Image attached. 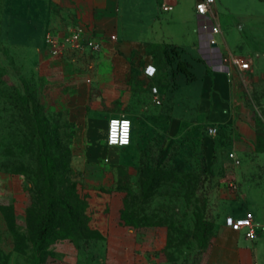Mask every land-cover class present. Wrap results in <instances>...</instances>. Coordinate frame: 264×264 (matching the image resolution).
Masks as SVG:
<instances>
[{"label": "crops", "instance_id": "crops-1", "mask_svg": "<svg viewBox=\"0 0 264 264\" xmlns=\"http://www.w3.org/2000/svg\"><path fill=\"white\" fill-rule=\"evenodd\" d=\"M198 1L3 0L1 35L7 43L40 49L49 33L64 35L83 27L90 44L82 50L81 63L88 67L80 75L70 113L78 134L86 133L89 140L95 119L107 126L111 117L126 116L136 126L129 161L152 162L145 157L157 156L156 161L184 169L199 167L202 149L208 147L210 164L236 182L233 193L218 191L226 202L210 260L264 264V150L257 148L255 112L244 103L245 71L221 58L238 54L250 67L264 66V0H216L210 11L218 27L213 42H201ZM162 4L170 9L163 10ZM208 51L213 52L211 62ZM179 59L190 63L194 79L176 71ZM149 66L155 68L153 75L146 72ZM212 127L218 131L210 133ZM202 130L208 135L204 141ZM95 145L89 141L88 163L100 159ZM95 201L93 226L101 237L90 239L88 252L59 247L61 257L49 264H146L142 238L152 239L153 232L141 238L122 222L123 194L102 193ZM234 203L244 209L237 218L254 214L255 239L245 232L243 239L242 232L225 224Z\"/></svg>", "mask_w": 264, "mask_h": 264}, {"label": "rangeland", "instance_id": "rangeland-1", "mask_svg": "<svg viewBox=\"0 0 264 264\" xmlns=\"http://www.w3.org/2000/svg\"><path fill=\"white\" fill-rule=\"evenodd\" d=\"M2 7L0 0V264H49L61 257L57 249L66 245L88 252L90 239L97 235L95 199L113 192L124 196L122 211L135 212L138 224H148L132 226L140 237L153 232L152 239L142 238L146 264H213L209 250L226 202L218 191L233 193L236 182L210 164L208 147L202 149L199 167L184 169L156 161L157 156L145 157L152 162L129 161L130 148L109 146L107 126L97 119L88 130L89 140L86 133L78 134L70 113L80 75L88 67L81 63L85 54L68 45L55 59L48 45L34 49L5 42ZM198 62L193 69L200 73ZM244 74V103L255 112L251 117L258 131L257 148L264 150V66L251 65ZM207 137L202 130V141ZM89 141L100 149L97 163L86 162ZM47 193L57 197L50 223L77 222L84 230L39 250L37 219L46 210ZM80 205L84 215L75 222L66 217L70 206ZM228 210L235 218L244 215L236 203Z\"/></svg>", "mask_w": 264, "mask_h": 264}, {"label": "built area", "instance_id": "built-area-1", "mask_svg": "<svg viewBox=\"0 0 264 264\" xmlns=\"http://www.w3.org/2000/svg\"><path fill=\"white\" fill-rule=\"evenodd\" d=\"M216 3V0H200L196 3V12L201 19V42H213V35L218 31L210 17V11L212 6ZM163 10H169L170 7L162 4ZM86 43V33L83 27H78L74 30H70L64 35H55L49 33L46 38V45L53 51L55 55H61L65 48L69 45L75 50H83ZM93 47H97L94 44ZM213 52H207L206 58L208 62H211ZM221 58L230 61L232 64L237 66L239 70L246 71L250 68V62L244 59L238 54H232L231 56H223ZM147 74L153 75L155 68L149 66L146 69ZM132 120L126 116H113L108 120L107 124V138L106 142L109 146L117 148H126L130 145L132 139ZM218 129L212 127L209 129L210 133H216ZM234 157V155H231ZM239 163V161H236ZM225 224L232 230L245 232V235L250 239H255L258 235L256 229L255 216L252 212H248L244 217L235 218L233 216H227L225 218ZM220 264V263H214ZM251 264H259L258 261H253Z\"/></svg>", "mask_w": 264, "mask_h": 264}, {"label": "trees", "instance_id": "trees-1", "mask_svg": "<svg viewBox=\"0 0 264 264\" xmlns=\"http://www.w3.org/2000/svg\"><path fill=\"white\" fill-rule=\"evenodd\" d=\"M167 55L169 56V52L167 51ZM171 57V56H169ZM176 71H182L184 72L189 79H194L196 76L195 74L190 70V63L186 60H181L179 59L177 62V68ZM73 187L76 186L75 183H72ZM74 194L76 195V197L78 198L79 195L78 193H76V189H74ZM47 195V204H46V210L44 212V214L39 215V218L37 219V226H38V230H37V244L39 245V250L42 249H46L47 245L52 243L54 240L58 239V238H64V237H70L73 236V233H78V229H81V231L84 230V228H78L76 227V223H71L68 224L67 226H59V225H54L50 223L49 218H52L55 214V204H54V200L57 199V197L55 195L52 194V196H50L49 193L46 194ZM70 213L66 215V217L69 218H74V222L82 216V214L84 215L85 213V208L84 206L80 205L77 207H69ZM78 213V214H77ZM86 217V216H85ZM135 217V212L129 213L126 209H124L122 211L121 214V220L124 221V224L126 225H130V226H146L148 224H143L140 225L137 223V221L134 219ZM89 218H86V222L85 225H87V227H89ZM56 229L55 231L53 229ZM77 229V230H76ZM97 235L95 237L92 238H100L101 237V233L95 229ZM81 236V234H79V237Z\"/></svg>", "mask_w": 264, "mask_h": 264}, {"label": "bare ground", "instance_id": "bare-ground-1", "mask_svg": "<svg viewBox=\"0 0 264 264\" xmlns=\"http://www.w3.org/2000/svg\"><path fill=\"white\" fill-rule=\"evenodd\" d=\"M106 138H107V134H106ZM112 147V146H111Z\"/></svg>", "mask_w": 264, "mask_h": 264}]
</instances>
